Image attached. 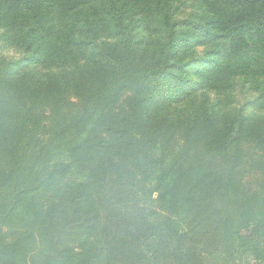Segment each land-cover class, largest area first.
<instances>
[{
    "label": "trees",
    "instance_id": "16d2710c",
    "mask_svg": "<svg viewBox=\"0 0 264 264\" xmlns=\"http://www.w3.org/2000/svg\"><path fill=\"white\" fill-rule=\"evenodd\" d=\"M0 44V264H264V116L221 97L264 108V0H0Z\"/></svg>",
    "mask_w": 264,
    "mask_h": 264
},
{
    "label": "rangeland",
    "instance_id": "374dc122",
    "mask_svg": "<svg viewBox=\"0 0 264 264\" xmlns=\"http://www.w3.org/2000/svg\"><path fill=\"white\" fill-rule=\"evenodd\" d=\"M190 14H193V16L195 17H200L203 15L201 14L199 7L197 5H194L192 2H185L180 5V11L178 13L179 16H188ZM189 34L193 36L196 35V33L192 32ZM203 49V47H198L193 52V54L201 56L204 51ZM0 52L8 57L17 58L19 56L15 48L11 46L9 47L7 45L5 46L3 44H0ZM202 67L203 62L200 61V64H198V70L196 72L200 71ZM231 81V87L228 88L225 92H223L224 95L221 96L222 99H224L222 105L226 108H239L240 110L245 111L246 114L256 113L258 116H264L263 107H260L258 109L255 108L256 106L262 105L259 103L257 97H255L256 94L249 88V84L247 83L246 78L238 76L232 78Z\"/></svg>",
    "mask_w": 264,
    "mask_h": 264
}]
</instances>
